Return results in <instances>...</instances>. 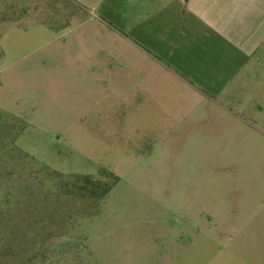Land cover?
I'll use <instances>...</instances> for the list:
<instances>
[{"label": "rangeland", "instance_id": "1", "mask_svg": "<svg viewBox=\"0 0 264 264\" xmlns=\"http://www.w3.org/2000/svg\"><path fill=\"white\" fill-rule=\"evenodd\" d=\"M84 9L0 0V264H264V111L89 80Z\"/></svg>", "mask_w": 264, "mask_h": 264}, {"label": "crops", "instance_id": "2", "mask_svg": "<svg viewBox=\"0 0 264 264\" xmlns=\"http://www.w3.org/2000/svg\"><path fill=\"white\" fill-rule=\"evenodd\" d=\"M77 3L93 16L76 53L92 65L89 80L129 81L117 86L134 94L192 95L196 106L209 97L223 107L219 98L230 96L231 111H264L255 103L260 97L264 107V0Z\"/></svg>", "mask_w": 264, "mask_h": 264}, {"label": "trees", "instance_id": "3", "mask_svg": "<svg viewBox=\"0 0 264 264\" xmlns=\"http://www.w3.org/2000/svg\"><path fill=\"white\" fill-rule=\"evenodd\" d=\"M109 179L106 182L97 181L90 177H80L76 178L75 184L81 185V192L90 193L93 197L102 199L108 195L111 189L117 184L118 179L112 175H107Z\"/></svg>", "mask_w": 264, "mask_h": 264}]
</instances>
